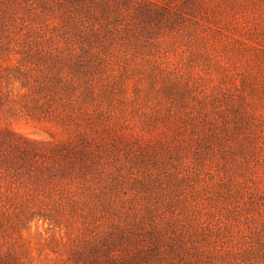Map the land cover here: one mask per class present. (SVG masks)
<instances>
[{"label": "rangeland", "instance_id": "374dc122", "mask_svg": "<svg viewBox=\"0 0 264 264\" xmlns=\"http://www.w3.org/2000/svg\"><path fill=\"white\" fill-rule=\"evenodd\" d=\"M0 164L12 264H264V0H0Z\"/></svg>", "mask_w": 264, "mask_h": 264}, {"label": "trees", "instance_id": "16d2710c", "mask_svg": "<svg viewBox=\"0 0 264 264\" xmlns=\"http://www.w3.org/2000/svg\"><path fill=\"white\" fill-rule=\"evenodd\" d=\"M57 148L61 149L60 147H57ZM1 209H6V208L2 207ZM19 237L20 238H18V240H22L21 234L19 235ZM89 259H88L87 264H117L119 263L118 259H116L115 256H112V254L109 251V248H106L104 246L96 248L93 251V255ZM0 264H12V263L9 259H6L5 257L0 256Z\"/></svg>", "mask_w": 264, "mask_h": 264}]
</instances>
